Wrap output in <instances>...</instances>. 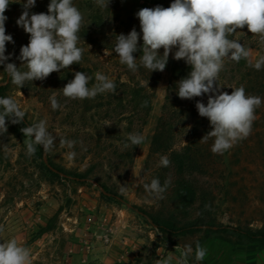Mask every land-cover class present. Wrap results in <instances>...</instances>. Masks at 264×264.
<instances>
[{"label": "rangeland", "instance_id": "374dc122", "mask_svg": "<svg viewBox=\"0 0 264 264\" xmlns=\"http://www.w3.org/2000/svg\"><path fill=\"white\" fill-rule=\"evenodd\" d=\"M93 1L73 0L88 24L91 22L87 3ZM172 2L110 0L108 8L102 10L107 15L106 29L127 35L135 27L140 32L135 15L140 9L157 5L168 7ZM22 11L21 3H11L5 12L8 18L6 34L12 35L15 41L6 44L5 55L11 53L12 58L7 62L15 63L25 71L26 66L21 65L18 57L21 46L29 42V34L16 23ZM29 11L39 13L35 7ZM91 27L94 36L103 32ZM241 35L239 32L238 38ZM139 43L142 45V39ZM78 46L84 49L80 64L74 63L69 69L53 72L43 81L26 82L21 89L10 83L0 65V86L5 87L6 97L16 100L25 111L27 126L44 119L48 131L55 137L51 151L46 153L37 146L35 154L29 157L25 136L20 131L26 126L12 124L6 118L7 132L0 134V227L4 229L0 239L14 237L28 247L32 264H157L158 259L168 254L179 257L177 245L181 249L191 245L195 250L197 242L207 254L202 261H196L193 251L188 264H239L233 257L238 253L240 256L241 251L234 253L230 246L220 241L204 239L203 232L183 237L160 233L131 206L177 220L203 215L207 223L252 230L264 225V67L256 70L250 66L247 72L234 65L229 68L232 73L227 81L219 78L221 91L231 94L232 87L243 86L247 95L262 100L246 139L236 142L223 154H214L211 151L214 138L205 142L201 136L190 135L189 124L172 135L175 151L188 146L199 158L192 166L191 184L196 190V199L190 207H185L173 202L171 183L163 193V199L144 188L153 178H158L161 186L165 180L171 181L166 167L159 163L160 158L168 154L150 157L149 152L166 95L173 54L149 92L150 111L138 128L139 134L145 137L144 142L125 147V138L133 131L129 130L130 121L119 119L116 102L107 105L109 99L104 93L83 100L63 96L62 88L77 71L92 77L89 87L95 83L97 72L113 81L127 80L109 51L110 54L105 55V50L89 49L80 41ZM247 49L250 50L248 64L249 60L254 64L256 59L264 56V43L260 40L248 45ZM136 79L143 81L139 75ZM53 94L61 105L56 110L50 103ZM61 139L76 143L68 148L61 145ZM69 152L76 154L72 161L68 160ZM48 160L71 173L84 175L86 180L76 182L62 174L50 173L46 168ZM96 182L123 196L126 204L104 199Z\"/></svg>", "mask_w": 264, "mask_h": 264}, {"label": "clouds", "instance_id": "9594fccd", "mask_svg": "<svg viewBox=\"0 0 264 264\" xmlns=\"http://www.w3.org/2000/svg\"><path fill=\"white\" fill-rule=\"evenodd\" d=\"M37 0H0V65L4 66L10 83L19 89L26 82L43 81L53 72H61L71 65L80 64L84 49L79 47V32L84 23L81 11L73 0H50L47 13H30ZM11 3H21L22 13L16 23L25 33L29 34L27 45L21 46L18 59L25 65L21 71L15 63H6L12 54L5 55L6 44L15 43L12 35L6 34L5 22L8 19L5 12ZM102 9L108 8L110 0H95ZM139 20L140 32L136 28L127 34L116 36L113 49L119 57V62L126 65L132 73H137L143 67L149 72H163L169 61L170 54L176 61L183 60L190 66L188 75L176 82L177 96L182 100H192L208 95L207 104L197 101L196 109L199 116L210 122L209 131L201 140L214 138L211 151L223 154L240 140L246 139L256 119V109L262 100L258 96L247 95L245 88L232 87L231 94L221 91L219 74L225 67V61L239 62L248 60L250 50L239 41L238 29L247 28L248 32L258 36L264 43V0H173L168 7L157 5L154 8H142L136 14ZM142 39V45L139 43ZM90 49V45H88ZM163 49V53L160 50ZM140 52L137 58L134 54ZM105 49V55H109ZM249 66L256 70L264 67V56H260ZM92 80L85 72H75L74 78L63 88V96L69 99H91L105 92H116L115 82L107 75L95 73V83L89 87ZM148 81H141V84ZM53 110L61 107L55 94L50 97ZM147 102H145L146 105ZM0 134L7 132L6 118L12 124H21L25 111L11 97H0ZM27 155L35 154L37 146L44 152L52 150L55 137L48 131L47 121L39 120L29 126L22 127ZM125 147L141 145L145 137L139 133H129L126 136ZM200 140V141H201ZM62 146L72 148L75 141L61 139ZM75 152L68 153L72 161ZM160 166L167 167L170 161L167 156L160 158ZM170 179L161 186L158 178H153L150 184H145L147 192L158 199H163V193L170 185ZM4 231L0 227V233ZM0 264H32L31 250L21 244L16 238L0 239ZM176 251L179 257L168 254L157 260V264H188V258L193 254L196 261H202L207 250L199 242L195 250L191 245L183 249L179 245Z\"/></svg>", "mask_w": 264, "mask_h": 264}, {"label": "trees", "instance_id": "16d2710c", "mask_svg": "<svg viewBox=\"0 0 264 264\" xmlns=\"http://www.w3.org/2000/svg\"><path fill=\"white\" fill-rule=\"evenodd\" d=\"M50 0H37L35 8L39 13H47L48 4ZM87 8L90 11L89 21L102 33H97L99 36L92 34V25L86 22L83 23L79 32L80 42L86 46L90 45L94 50H107L111 53V57L121 71L125 72L127 77L126 81L120 79L114 80L116 85V92H105L104 96L108 97L111 104L112 101L117 103L116 108L120 112L119 119L130 121V131L139 133L138 128L141 127L150 111V99L152 87L158 82L159 72H149V70L141 67L137 73H132L127 69L126 65L119 62V57L114 53L113 49L116 44V36L120 34L117 31H107V15L102 12L95 1L87 3ZM104 11V10H103ZM98 30V31H99ZM242 35L238 38L243 46H247L258 42L260 39L248 32L247 28L239 29ZM137 58L141 53H135ZM9 63V62H6ZM234 65L239 69L248 72L250 67L246 59H241L239 62L232 60L225 61V67L219 74V78L227 81L229 73H232L229 68ZM2 69H3V65ZM188 66L183 60H174L170 66L169 79L167 84L166 95L161 108V114L157 119L156 128L152 137L149 156L156 154H168L167 157L170 161L166 171L171 177V195L174 197L173 202L180 206L190 207L196 199V190L191 184L193 178L192 166H194L199 158L198 155L192 153L188 146H183L179 151L173 149L172 135L178 133L189 124V134L204 137L211 131L210 122L207 118L201 117L195 107L196 102L199 100L205 105L207 104L208 95L203 97H196L192 100H182L177 96L176 82L186 77L190 72ZM137 75L141 76L143 81H148L147 84H141L138 81ZM232 78V77H231ZM5 87L0 86V97H6ZM145 102L146 105H145ZM2 111V107H0ZM128 117H124L125 115ZM21 125L27 126L25 120ZM41 147V146H39ZM41 149V148H40ZM134 149V148H133ZM130 156V154H129ZM47 170L52 174H62L64 177H70L76 182H83L86 180L84 175L71 173L65 169L57 167L53 162L47 161ZM101 191V196L104 199L112 200L119 204H126L123 196L118 193L108 191L104 184L96 182ZM138 214L144 217L151 226L158 232L169 234L173 237H183L187 235H195L203 232L204 239H213L220 241L227 246L231 247V252L236 253V250L241 251L248 246H254L257 249H264V225L259 229L252 230L248 227L242 228L240 226L220 225L215 223H207L203 215H195L191 219L177 220L175 217H166L160 213H148L139 207L131 206Z\"/></svg>", "mask_w": 264, "mask_h": 264}, {"label": "crops", "instance_id": "0c3cea01", "mask_svg": "<svg viewBox=\"0 0 264 264\" xmlns=\"http://www.w3.org/2000/svg\"><path fill=\"white\" fill-rule=\"evenodd\" d=\"M240 254L233 257V261L236 260L239 264H264V249L248 246L243 248Z\"/></svg>", "mask_w": 264, "mask_h": 264}]
</instances>
